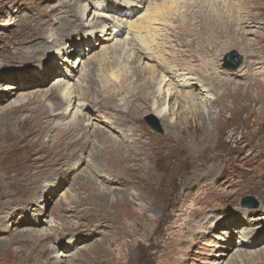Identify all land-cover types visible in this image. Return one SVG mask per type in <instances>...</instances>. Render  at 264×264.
Listing matches in <instances>:
<instances>
[{
    "label": "rangeland",
    "instance_id": "1",
    "mask_svg": "<svg viewBox=\"0 0 264 264\" xmlns=\"http://www.w3.org/2000/svg\"><path fill=\"white\" fill-rule=\"evenodd\" d=\"M63 1L64 4L62 3ZM74 1L60 0L58 5L56 2L51 3V0H0V206L8 207L9 213L13 214L14 211L19 209L18 207H25V204L32 202L34 194L42 190V187L43 191L49 184H55V186L57 184L60 187L53 200L44 205V215L39 214L41 220H45L38 228L30 229L20 226L23 221L29 219L23 214H18L14 216L13 222L9 220L6 223L8 227L14 229L11 236L7 237V235H4L0 237V240L13 242L15 236L20 234L30 241L32 238L48 233L51 234L50 239L45 240L46 237H43L42 240H35V243L30 241V246H19L17 243L14 246L9 245L2 248L0 249V264H45L44 259L48 252H52L51 244H53V237L56 234H76V237L79 236L81 241L82 239L86 241L78 246L79 250L77 252L73 251V254H79L82 260L75 257L72 259V255H64L62 264H105L98 261L100 254L106 257V261L109 264H238L234 263V257H232L234 250L227 251L224 249L225 244L220 243L219 239L222 236H218V232H215V235L214 233L211 234L207 228H209L208 224L211 222L212 215L225 218V216L236 210V206L237 210L234 216L242 217L246 215L245 218H249L247 219L254 225V227L252 226L253 228L258 229L259 224L262 225L264 222V94L262 96L258 95L259 85L257 83L259 80H257L254 83H247L249 84L247 92L250 93L252 99L250 101L241 100V96L236 94V87L241 85L242 81L227 82L220 80L214 83L205 81L203 75L208 74L213 69L218 72L223 71V74H228L226 71H239L247 61L251 63L254 69L256 64L264 62V0H245L246 5H242V0H180L177 2L178 9H176V14L174 13L171 16L169 13L168 15L166 14L164 22L159 23L160 26L158 27L161 31L159 40H156V49L146 48L143 55H141L135 50L137 46L130 50L127 47L129 45L128 41L124 42L122 40L120 41L121 43L117 41V43H112L113 46L117 47L115 49L118 52L115 53L117 55L116 60L113 59L114 55H111L115 50L109 51L108 49L106 54H108V51L110 54L105 61L100 62L105 57L102 52L107 45L94 47L90 54L84 57L85 62L88 61L87 64L89 63V68H92L95 62L98 63V68L101 70L106 62L109 65L116 66L119 62L121 64L131 54L132 59L130 58V63L126 64L127 68L125 71H131L137 67V65H133L134 67L131 65L139 56L140 58L150 57L155 59L156 63L143 62L147 63L148 66L154 64L165 66L163 59H168L167 70L174 69L169 72L174 73L176 69H183L185 73L192 76L186 77L188 80L198 79L203 81L204 88L207 89L209 87L210 91H213L211 92L212 100L210 104L208 106L203 104L202 106L203 109L205 108L206 123L210 129H213V135L212 138L207 139L203 133L202 138H197L200 144L191 137L194 126H201L198 128L201 130L204 124L203 121L199 120L200 106L194 104L197 102L184 103L183 98L188 91L183 88L185 83L180 82L177 90L180 93L177 99L179 106L177 103L174 105L173 100L169 103L168 99L166 100L168 98L166 97L167 86H164L163 92L157 97L154 96L149 88L146 92L147 98L152 103L157 102L167 114V121L170 124L162 121L164 127L168 125L165 127L167 133L162 128L161 122L151 116L153 113L151 115L148 114L151 103L145 105L135 99L137 106L136 108L134 107L135 111L133 114L134 116L141 115L135 122V126H131L132 123L126 113H124V116L126 115L124 119L122 118L124 126L130 128L127 131L131 130L127 138L133 141L132 148L129 149L130 152L123 150L124 154L119 152L113 154L109 150L104 151L99 148V144L95 145L96 141L92 142L93 139L91 138L89 142L92 144L94 153L93 151L91 152L88 143L86 153L82 157L83 161L75 160L72 163L73 165L77 164L78 161L79 163L72 170L70 169L71 163L60 165V162L65 161L66 157L62 158V155L53 152L56 151L53 148V144L56 143L54 141L58 140L56 133L60 127L55 129L52 124L58 123L62 128L79 113L73 108L64 112V116L60 120H51L50 118L54 114L49 109H45L47 101L42 95L43 92L48 91L51 86L55 85L58 80L70 82V84L80 81L77 72L80 70L81 65L79 64L75 73L69 76L71 77L70 79L61 75L58 79L56 74L59 70L55 71L54 63H50L48 67V83H43L40 80L39 77H42L41 75L43 74L45 75L44 71H42L43 74L36 77L38 84L30 85L24 90L15 88L12 91L13 94L8 97L11 101L14 98L16 99L21 92L23 95L21 94L20 97L22 96L21 99L24 98L20 101L23 106L11 112L6 107L8 102L4 99L1 100V93L9 91L5 87L6 82L3 78H9L7 80L9 83H11L12 79L24 82L22 81L24 79L22 74L25 75L26 70L44 66L43 63L45 62L31 64L36 62L37 59L32 54L27 55L19 51V48L24 45V47L33 48L31 45L38 40L35 32L42 27L39 28L37 22L40 23V21L32 16H36L44 10L54 19L55 17H63L64 9L61 7L66 4L72 5ZM112 1L77 0L76 9L81 10L85 6L91 5V3L96 5L103 3L111 6L109 4ZM137 1H142L137 8L144 7L143 11L147 9L148 5H153L154 1H156L155 5L162 3L160 0ZM242 6L246 9L244 12L250 13L253 19L251 21V23L253 22L252 25L249 26V31L248 29L242 31ZM166 8H169V11L172 9L170 5H167ZM85 11H88V8ZM207 12H212V14L219 13L222 17L217 21H213L208 18ZM144 14L142 13L141 15ZM94 15L98 14L95 13ZM139 16L134 18V20L138 19ZM39 17L43 18L42 15ZM92 17H94L93 14L89 15L88 18L85 16L83 19H89L87 24H91ZM176 18L178 19L177 21L175 20ZM45 19L46 16L43 20L46 21ZM113 21H115V18ZM124 21L125 19H122V23ZM180 21L181 23L179 24L178 22ZM93 22H96V19ZM53 25L54 23L52 24V21H50L41 30H48L47 32H49L54 29V27H51ZM164 26L171 27L172 30L163 31ZM86 30H89V28ZM89 32L91 33V31ZM31 34L33 35L31 36ZM208 36H211V40L208 39ZM46 37L48 41H52V39L49 40L48 33ZM217 37L218 40L214 42ZM129 38L130 40H136L137 36L131 33ZM62 40L60 47H58L62 50L59 59L65 61V56L67 63L65 65L60 60L59 64L62 63L66 67L70 65V70L76 66L75 62H73V65L70 62V60L75 61L76 53L63 55L66 50L65 46L68 44L64 42L65 38ZM163 40L164 43L162 42ZM169 40L174 41L177 45L178 54L175 51L177 48L172 50L168 46ZM215 43H220V46L217 44V47L220 48L213 50L219 59L214 66H209L205 57L210 55L209 49ZM48 45L51 49H58L53 43H48ZM158 48H163L164 53L160 54ZM14 49H16L17 54L12 52ZM53 51L46 49L45 53L40 56V60L49 59L47 52L51 54ZM78 52L83 54V51ZM231 52H235L242 60L240 66L235 70L230 66L237 62V57H232L226 61L227 54ZM173 53H175L176 59L171 56ZM18 54L19 57H16ZM31 55L32 57L28 59V56ZM249 57L251 58L250 60H248ZM14 58L21 59L25 63L19 62L21 65H18V60H14ZM170 59L177 60V64H172ZM176 65H178L177 68L175 67ZM98 68H95L99 70L96 73L98 76L109 77L113 74L112 67L103 71ZM51 69L53 70L52 76H49ZM86 69L87 71L89 70L88 68ZM66 72L68 73L69 71H63L62 73ZM18 74L21 75L20 78L17 76ZM175 82H178V79L172 81V83ZM197 84L199 86L203 85L202 83ZM235 85L237 86L235 87ZM227 86L230 88L228 89ZM83 87L81 89H84ZM193 89L196 96L193 93L192 95L200 98V95H198L199 88L193 87ZM30 94L33 95L28 100L27 96ZM75 95L78 96L79 94L75 93ZM261 98L263 99L260 100ZM104 107L109 108L106 105ZM69 108H72V104L69 105ZM6 112L9 117L3 122L2 119ZM61 112V110L57 111V113ZM182 112H185L184 117ZM117 114L113 116L114 120H117L121 113ZM94 115L90 113L89 116H86L87 119L85 118L82 122V124L91 122L86 129V133L92 136L90 127L91 125H96V127H100L98 128L100 131H107V135H113L118 140V131L114 130L115 132H113L108 128V126L110 127L109 124L104 125L102 123H108L112 120L108 121L106 118L101 122L100 117H94ZM10 116H12V119ZM184 119L188 120V124L181 126L179 124L180 120ZM76 131L77 129H74V132ZM164 138H171V142L166 144ZM61 139L68 141L67 136L60 138L59 142H61ZM56 144L61 146L60 143ZM57 145H55L56 148L58 147ZM140 145H143L144 148L138 149ZM64 146H67V143ZM76 147L75 143H71L66 149L73 151L76 150ZM90 152L93 156L98 153L101 154L99 155L100 161L98 165L97 159L93 158ZM73 157L75 155H71L67 159H72ZM190 157L192 159H189ZM194 159L193 167L188 162L190 163V160ZM210 163L216 164V174H212L209 177L207 175L197 176L198 178L193 175V172L203 173L199 169L205 168L204 166ZM84 168H86L87 172ZM149 168L154 173V180H152V175L149 178L147 176V174L149 175L147 173ZM92 169L94 170L93 172L97 171L94 173L95 181L100 189L112 192L114 196L118 194V199L113 198L114 203L107 205L105 202L94 199L91 193L93 190L85 188L88 186L87 184H83L80 188L78 187L79 185L72 186L76 179L75 176L80 175L77 178H81L83 173H90ZM64 174H67L65 179L62 177ZM92 181L95 184V181ZM71 186L75 191H73ZM122 194L124 199L120 201ZM246 196L254 197L258 201L256 209L241 206L240 200ZM63 197H66L67 201L71 199L72 202L71 208L64 210L65 212L56 207L60 204L65 206L64 209L68 208L66 205L67 201H64ZM77 202H81V204L76 205L74 209L73 206ZM73 211L76 213V219H70L67 223L59 220L61 216L65 217L73 214ZM32 214L37 215L38 213L33 212ZM78 217H81V219ZM52 219H55V221ZM1 220L2 218H0V228H2ZM227 220L232 221L231 219ZM94 223H101L100 231L103 234L95 235L93 238L89 237L90 241H88V236L92 235L89 231L92 230L87 233L85 232L86 230L80 228H89ZM201 223L208 225L207 228L202 229ZM72 227H77L78 231L69 230ZM230 229L237 230V227ZM201 230L203 233H201ZM244 233L246 232L244 231ZM230 238L233 239L230 242L232 248H241V236L235 233L231 236L230 233ZM97 248H100L101 252L98 253L99 250L96 252ZM245 248L249 247H246V245L242 247V249L247 250ZM263 249L264 245L251 248L249 251H261ZM41 252L45 254L44 257H42ZM52 255L54 257L57 256V254ZM52 255L50 256L53 257ZM263 256L264 252L262 251L241 264H264V259H261Z\"/></svg>",
    "mask_w": 264,
    "mask_h": 264
},
{
    "label": "bare ground",
    "instance_id": "2",
    "mask_svg": "<svg viewBox=\"0 0 264 264\" xmlns=\"http://www.w3.org/2000/svg\"><path fill=\"white\" fill-rule=\"evenodd\" d=\"M76 1L77 0H75L72 5L66 4L63 7H61L62 9H64V12L62 14L63 17H55V19H54V18L50 17V15H49V13H47V11L45 12L44 10H42L36 16H32V17H34V19L36 18V19H38V21H40V23L37 22L39 28L40 27H42L41 29L45 28L44 26H46L48 23H50V21H52V24L54 23V25L51 27H54V29H51L49 32H47L48 30H41V29L36 30L35 29L36 30L35 33H37L36 36L38 37V40L35 41L36 42L35 44L31 45V47H33V48L24 47L25 46L24 45V46H21L19 48V51H21L27 55L32 54L33 57L35 59H37L36 62L31 63V64H38L40 62H45V63H43L44 66L42 68L41 67H37V68L33 67L34 69L26 70L25 75L22 74V77L24 78L22 81H24V82H18L17 79H12L11 83H9V82H7V80H9V78H3V79H5V82H6L5 87L9 91H4V93H1V100L4 99L6 102H8L6 107H8L7 109H9V111L11 112V111L15 110L16 108L23 106V103H21L20 101L24 98L23 97L21 99V97H22V96L20 97V95L22 94V92H21V93H19V96H17L16 99L14 98V100L11 101L10 98H8V97H11V95L13 94L12 91L15 88H20L19 90H24V89L28 88V86H30V85L33 86V85L38 84L36 77H39L40 74H43L42 71H44L45 75L43 74V75H41L42 77H39V78L41 81H43V83L44 82L48 83L49 82L47 79L48 78V67L50 66V63H54V65H55L54 70L55 71L59 70L58 73L56 74V76L58 75L56 77L58 79H59L60 75L64 78L70 79L71 77H69V76H72L75 73L76 69H78L77 67L79 66V64L81 65L80 70L77 72V74H79L78 78L80 81H76L75 84H70V82L58 80L55 85L51 86L50 89H48V91L43 92V95H42L43 98L46 99V101H47V105H45V109L46 108L49 109L54 114L50 118L51 120H57V121L60 120L62 118V116H64L63 115L64 112L72 110L73 108H75L77 110V112L79 113V115L76 114L74 116L73 120L71 119L72 121L69 122L68 124L64 125V127H62V128H61V125L58 123L52 124V126H54L55 129L60 127L59 129H57L58 132L56 133L58 136V140L54 141V142L61 144V146H58L56 143H54L53 148L56 149V151H53V152L59 153V155H62V158L66 157V160L61 161L60 165L71 163L70 169L74 170L76 165L79 163V161H83L82 157H83V154L86 153V146L88 143H89V148H91L90 149L91 152L93 151L92 144L89 142V140L91 138L93 139L92 142L96 141L94 144L95 145L99 144L100 147L99 146L98 147L104 151L109 150L113 154H116L118 152L124 154V151H126V150L129 151V149L132 148V144H133V141H130L127 139L128 133L131 130L127 131V129L129 127L124 126L125 124H124L122 118L124 119V117L126 116V115L124 116V113H126L127 116H129L130 122L132 123L131 126L132 127L135 126V122L141 117V115L134 116V114H133L135 111L134 107L136 108L137 102H141L145 105H148V103H151L150 111H148V114L151 115V113H153V115L155 117L153 115H151V116L155 119H158L161 122L162 128L164 129L165 133H167L165 127H167L168 125L165 127L162 125V121H164L165 123L168 122L167 121V114L164 111V108L161 109L160 105H158L157 102L152 103L150 101V99L147 98L148 96H146L147 95L146 92L150 88L151 89L150 91L154 94V96L157 97V96H160L161 92H163L164 86H167V90H166L167 96L166 97H168V98H166V100L168 99V103L171 100H173V102H174L173 104L175 105L177 103V105L179 106L177 99L179 98L178 95L180 93L177 90L179 89V86H180L179 83L180 82L185 83L183 88L186 91L188 90L185 93L186 96L183 98L184 103L186 104L189 102H193V103L197 102L194 104H197L198 106H200V110L198 113L199 114V120L203 121V124H204V126L202 127L201 130L198 129L201 126L195 125L194 130L192 131L191 137L193 139H195V141L198 144H200V143H199V140H197V138H199V139L202 138L203 133L207 139L212 138L213 129H210L206 123L205 114H204L205 108L203 109L202 106H203V104H205V106H208V104H210V101L212 100L211 99V94H212L211 92H213V91H210L209 87L207 89L204 88V86H205L204 82L201 80H198V79L188 80L186 77H192V76L190 74L185 73L183 69H180V70L176 69L174 73L169 72V71H172L174 69L172 68V70L171 69L167 70L168 69L167 65L169 63L168 59L167 60L163 59L165 66H160L157 64H154L155 66L154 65L148 66L147 63H143V62L148 61V62L156 63L155 59L150 58V57L140 58V56L138 58H136L137 57L136 56L135 57L136 59L134 60V62L131 66L134 67L137 65V67L133 68L131 71H125L127 68L126 64L130 63V58H131L130 53H129L130 55L127 56L126 60L122 61L120 59L122 61L121 64H120V62H119V64L115 63V64H117L116 66L109 65L108 62H106L105 65L103 64L104 68L101 67L102 70L100 68H98L97 62H95V64L93 66L91 65L92 68H89L88 67L89 63L87 64L88 61L85 62V60H84V57L88 56L90 54V52L92 51V49H94V47L101 46V45H107V47H104V51L102 52V55L104 53L105 57L103 56L104 58L100 62L105 61L106 57L110 54L109 51H113L117 48L116 46H113L112 43H117V41L120 42L122 40L124 42H127V41L129 42V45L127 47H129L130 50H132L134 48V46H137V49H135V50L138 54H141V55H143V52L146 50V48L147 49L155 48L157 45L156 40L158 41L160 38L159 34H160L161 30L158 27V26H160L159 23L164 22L166 14L168 15V13H169L170 16L173 15L174 13L176 14V9H178L177 2H179L180 0H160L162 2L160 5H155L156 1H154V4L148 5L147 9L145 11H143L144 7L143 8H137L138 5H141V2H142V1L138 2L137 0H118V1L113 0L109 4L111 6H107L103 3H99L97 5L91 3V5L85 6L84 8L81 7L82 8L81 10L76 9V6H77ZM52 2H56V4L58 3V5H59L60 0H51V3ZM62 3L64 4V1ZM167 5H170V7L172 8L170 11H169V8H166ZM242 5H246L245 0H242ZM53 6H54V4H53ZM78 6H80V5H78ZM86 8H88V11H85ZM245 10L246 9H244V7L242 6V31L243 30L245 31L246 29H248V31H249V26L252 25L253 22L251 23V21H253V19L250 16V13L244 12ZM86 13H87V15H86ZM95 13L98 15H94ZM142 13H145V14L141 15ZM92 14L94 16V17H92V19L90 21V23L91 22L92 23L87 24L89 19L84 20L83 18L85 16L88 18L89 15H92ZM110 14H113V15H110ZM41 15L43 16L42 19H41V17H39ZM139 15H141V16H139ZM206 15L208 16V18L212 19L213 21H217L222 17L219 13L212 14V12H207ZM45 16H46V19H45L46 21L43 20L45 18ZM114 16H116V17H114ZM137 16H139V18L134 20V18H136ZM114 18H115V21H113ZM94 19H96V22H93ZM122 19H125V21L123 23H122ZM173 19H174V17H173ZM175 20L177 21L178 19L176 18ZM118 23H120V25H118ZM178 23L180 24L181 21ZM88 28H89V30H86ZM46 29H47V27H46ZM253 29H254V27H253ZM170 30H172L171 27H168V26L163 27V31L167 32ZM89 31H91V33ZM250 32H251V30H250ZM47 33L49 36L48 37L49 40L52 39V41H48V39L46 37ZM131 33L137 36L136 40H130L129 37H130ZM32 35L33 34H31V36ZM163 37L164 36H162V38ZM63 38L66 39L64 42H67V44H68L65 46L66 50L64 51L63 55H65V54L70 55V54L76 53V56L74 57L75 59L73 58L75 61L70 60L72 65H73V62H75L76 66L72 67V69H70V70H69V67L71 68L70 65H67V67L63 65V64L66 65L67 58L64 56L65 61L59 59L62 50H60L58 47H60V42ZM163 39H165V38H163ZM208 39L211 40V36H208ZM217 40H218V37L214 40V42H216ZM162 42L164 43V40ZM48 43H53V45L56 48H58L59 50L58 49L57 50L51 49L50 46L48 45ZM159 44H158V46H159ZM167 44L170 48H172V50H174L176 48L178 49L177 45L172 40H169V42ZM217 44H219V46H220V43H215L209 49L210 55L205 57V60L207 61L209 66H214L219 59L216 52L215 53L213 52V50L215 51V48H220V47H217L218 46ZM46 49H48V51H50V50H52V51L54 50V51L51 54H49V52H47L48 53L47 57H49V59L42 61V60H40V56L45 53ZM108 49H109L108 54H106V51ZM177 49L175 51H177V54H178L179 49L178 50ZM78 51H83V54H80V52H78ZM12 52L14 54H17L16 49L12 50ZM122 52H124V51H122ZM158 52L160 54L164 53L163 48H160V49L158 48ZM115 53H118L117 50H115L111 53V55H114L113 59H115L117 57V55ZM132 54H135V53H132ZM32 55L28 56L29 58L28 57L27 58L30 59V57H32ZM174 55H175V53H173L171 56L176 59V57ZM16 57H19V54ZM35 59H34V61H35ZM175 59L174 60L170 59L172 64H175V63L177 64V60H175ZM250 59L251 58L249 57L248 60H250ZM14 60H18V62H17L18 65H21V63H19V62H22L23 64L25 63L21 59H15L14 58ZM60 60L63 64L62 63L59 64ZM248 62L249 61H247L244 64V60H243L244 66L241 67L242 70L240 69L239 71L237 70V71H231V72L226 71V73H228V74H223L222 73L223 71L218 72L215 69H213L208 74H204L203 79L205 81H210V82H214V83L216 81L219 82L220 80L221 81H227V82L242 81V84L239 85L238 87H236L237 85H235V87L237 88V89L235 88L236 94L238 96L239 95L241 96V98H242L241 100L250 101L252 99V97H251L250 93L247 92V86L249 85L247 83H250V82L254 83L257 80H259V82L257 83V85H259V92H258L259 94L258 95L262 96L264 94V92H263L264 91L263 90V88H264V85H263V83H264V62L256 64L254 69L251 66V63H248ZM246 64H248V65H246ZM166 66H167V68H166ZM177 66L178 65H176L175 67L177 68ZM45 67H47V68H45ZM64 67H66V68H64ZM111 67L113 69V74H111L109 77H106L104 75H102V77L96 75V73H98L99 70H96L95 68H98V69H100V71H103V70L111 68ZM86 68H88L89 70L87 71ZM35 69H39V70H35ZM63 71H69V72L68 73L67 72L62 73ZM52 72H53V70L51 69L49 76H52L51 75ZM60 72H61V74H60ZM211 72H214V73H211ZM240 72H242V73H240ZM16 74H13V75H16ZM13 75H11V76L14 77ZM17 76L19 78L21 77V75H19V74ZM18 77H15V78H18ZM81 78H83V79H81ZM176 79H178V82L172 83V81H174ZM191 82H193V83H191ZM197 83H202L203 85L199 86ZM83 84H84V87H83ZM240 86H241V88H240ZM81 87H83L84 89H81ZM193 87H195L196 89L199 88L198 95H200L201 99L198 97H197L198 98L197 99L195 97L196 95L194 94L195 90L193 89ZM229 88L230 87H228V89ZM81 90H83V91L81 92ZM211 90H213V89L211 88ZM75 93H78L81 96L79 97V95L77 96V95H75ZM192 93L195 96L192 95ZM32 95L33 94H30L29 96H27L28 97L27 99L29 100ZM135 99H138V101L137 102L134 101ZM262 99L263 98H261L260 100H262ZM71 104H72V108H69V105H71ZM104 105L109 106V108H105ZM41 109H38V110H41ZM59 110H61L62 112L57 113V111H59ZM185 112L184 113L182 112L183 117H184ZM90 113L95 114L94 117L99 116L101 119V122L103 121V119H106V118L108 119V121L112 120L111 122H108V123L107 122H102V123L104 125L109 124L110 127L108 126V128L111 131H113V132H115L114 130L118 131L117 137H118L119 141L116 140L113 137V135H110V136L107 135V131L106 132L100 131V129H98L100 127H96V125L95 126L91 125V127H90V129L92 130L91 131L92 136H90V134H87L86 129L88 126H90L89 124L91 122L90 123L85 122V124L84 123L82 124V122L84 121L86 116H89ZM117 113H121L122 115L120 114L119 117L117 118V120H114L113 116H115V114L118 115ZM69 114H70V112H69ZM146 114H147V112H146ZM12 116H10V118ZM8 117H9V114L6 112V114L3 116V119H2L3 122L6 119H8ZM187 121H188L187 119L180 120L179 124L181 126H186L188 124ZM175 124H176V122H175ZM74 129H77V131L74 132ZM185 129H184V131H185ZM188 129H189V127H188ZM186 131H187V129H186ZM64 136H67L68 141L67 140L64 141L61 139V142H59V139L64 137ZM166 136L169 137V135H167V134H166ZM45 137H47V136H45ZM164 142L166 144L170 143L171 138H166V139L164 138ZM65 143H67V146H69L71 143H75V146H77L76 150L68 151L66 149L67 146H64ZM154 143L155 142L153 140V144ZM55 145H57L58 147L56 148ZM140 148H144V146L140 145L138 147V149H140ZM93 153H94V151H93ZM71 155H73V156L75 155V157H73L72 159H67V157H69ZM88 155H90V154H88ZM91 155L93 158L97 159V161H98L97 165H98L99 161H100L99 155H101V154L98 153L95 156H93V154L91 153ZM77 159H79L78 163L73 165L72 163ZM189 159H192V158L190 157ZM90 160L92 161V158ZM190 161L191 162L190 163L188 162V164H191L194 167L193 164H194L195 159L190 160ZM214 161H216V159H214ZM204 167L205 168L199 169L203 173H200V172L194 173L193 172V175L196 178H198L197 176L207 175V177H209L212 174H216V169H217L216 164L210 163V164L205 165ZM84 170H86V168H84ZM93 171H94L93 169L90 173H86L87 170H86V172L84 171L86 173V175H85V173H83L81 178H77L80 175L77 177L75 176L76 179L74 180V182H73L74 185L72 184V186L79 185L78 187L80 188V186H82L83 184H85V185L87 184L88 186H86L85 188H90L91 190H93L91 193H92V196L94 197V199H96L97 201L105 202L107 205H109V203H114L113 198L118 199L119 198L117 196L118 194H116V196H114V193L112 194V192L104 191L102 188L100 189V187L97 186L96 181H95L96 178H95L94 173L97 171H95V172H93ZM151 171H152V169L149 168L148 172H147V173H149V175L147 174V176L149 178V176L152 175V180H154V173H152ZM72 172H70V173H72ZM67 174H64L62 177L65 179ZM90 179H91V181L94 180L95 184L93 181L91 182ZM56 188H58V190H56ZM59 188L60 187L57 184H56V186H55V184L54 185L49 184V186L43 191V187H42V190H39V192L34 194V200L32 202H29V204H25L26 205L25 207H18L19 209L17 211H14L13 214L9 213L8 207L4 208L3 206H0V218H2V220H1L2 221V228H0V237H3L4 235H7V237L11 236L14 229L11 227H8L6 225V223L9 220L12 221L14 216H16L18 214H21V215L23 214L26 216V218L29 219V220L23 221L22 225H20V226H23V228H30V229L38 228L40 226V224H42V222H44V220H45V219L41 220V217H40V215H42V216L44 215V212H45L44 205H47V202H51V200H53V197L56 196V192L59 191ZM72 189H73V191H75L73 187H72ZM116 190H118V189H116ZM121 197L122 198L119 199L120 201L124 199V195L122 194ZM63 200L67 201L66 197L65 198L63 197ZM71 203H72L71 199L69 201H67L66 205L68 208H66V209H64L65 206H61L60 204H58L56 207L58 209H60L61 211L65 212L66 210H69L71 208V206H70ZM116 203H117V201H116ZM63 204H64V202H63ZM79 204H81V202H77L76 204H74L73 208L75 209L76 205H79ZM13 206H15V204H13ZM236 210H237V206H236ZM236 210H234L233 213L228 214V216H225V218L224 217L219 218V217H215L212 215L211 216V222H209V224H208L209 228H207L208 225H203L202 223L200 224V226L202 227V229L207 228L211 234L214 233V235H215V232H218V236H222L219 239L220 243L225 244L224 249L227 251H233L234 250V253L232 255V257H234V263L241 264L242 262H244L248 258H253L258 253H260L262 251L264 252V249L261 251H259L260 249L258 251L254 250L253 252L249 251V249H251V248L260 247V246L264 245V222L262 225L259 224L258 229L253 228L254 225L250 223V221L248 220L249 219L248 217H247L248 219L245 218L246 215L242 216V217L241 216H234ZM33 212H35V213L37 212L38 214L37 215H34V214L31 215V213H33ZM241 214H243V213H241ZM57 217H59V216H57ZM78 218L81 219V217H78ZM70 219H76V213L74 211H73V214H71V215H66L65 217L61 216L59 220L63 221V223H67ZM227 219H231L232 221L227 220ZM53 221H55V219ZM228 224H230V225H228ZM4 227H6V228H4ZM101 227H102L101 223H94L89 228L85 227L86 229H84L83 227H81L80 229L86 230L85 232H87V233L89 230H92V231H89L92 234L91 236L90 235L88 236V239H89V237L93 238L95 235L99 236V235L103 234V232L100 231ZM233 227H237V230H231L230 229ZM241 228H243V229L240 230ZM69 230L78 231L77 227H75V228L72 227ZM21 231H23V230H21ZM244 231L246 233L243 234ZM38 233H39V231H38ZM201 233H203V231ZM230 233H231V236L234 233L236 235L241 236V239H242V243L240 244L241 248L237 249V248H232L230 246L231 245L230 242H231V240H233L230 238ZM50 235L51 234L46 233V234H43L42 236H39V237L37 236V238H32V240H30V241L35 243L36 242L35 240H38V239L42 240L43 237H46L45 240H49ZM13 240H14L13 242H11L10 240L9 241L0 240V249L5 248L9 245L14 246L17 243L19 244V246L20 245L30 246V244H29L30 241L26 237L21 236L20 234L15 236V238ZM88 241H90V239ZM85 242L86 241H83V239L81 241L79 236L76 237V234H74V235L56 234L53 237V244H51V241H50V244L52 245V247H51L52 252L51 253L48 252V254H46V257L44 259L45 264H62V261H64V255H72V259H73V257H75L77 259L82 260V257H80L79 254H73V251L77 252L79 250L78 246L84 244ZM245 245H246V247H249V248H245L247 250L242 249V247ZM100 248H97L96 252L98 250H99L98 253L101 252ZM239 249H242L244 251L239 250ZM56 250H58V251H56ZM20 251L25 252L23 250H20ZM2 254H4V253H2ZM41 254H42V252H41ZM52 254H57V256L54 257ZM50 255H52L53 257H51ZM44 256H45V254H42V257H44ZM59 256H61V257H59ZM99 258H98L99 262L109 264V262L106 261V257H104V255L100 254ZM261 259H264V256ZM58 260H60V262H58Z\"/></svg>",
    "mask_w": 264,
    "mask_h": 264
},
{
    "label": "water",
    "instance_id": "3",
    "mask_svg": "<svg viewBox=\"0 0 264 264\" xmlns=\"http://www.w3.org/2000/svg\"><path fill=\"white\" fill-rule=\"evenodd\" d=\"M232 57H237V62L233 66H230L233 70H235L240 66L242 60L236 55L235 52H231L230 54H227L226 61ZM240 204L242 207L256 209L258 206V201L253 197H244L240 200Z\"/></svg>",
    "mask_w": 264,
    "mask_h": 264
}]
</instances>
